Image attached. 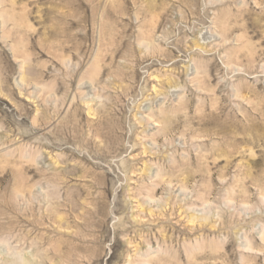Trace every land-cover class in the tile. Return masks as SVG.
Here are the masks:
<instances>
[{
  "label": "rangeland",
  "instance_id": "rangeland-1",
  "mask_svg": "<svg viewBox=\"0 0 264 264\" xmlns=\"http://www.w3.org/2000/svg\"><path fill=\"white\" fill-rule=\"evenodd\" d=\"M0 264H264V0H0Z\"/></svg>",
  "mask_w": 264,
  "mask_h": 264
},
{
  "label": "bare ground",
  "instance_id": "bare-ground-1",
  "mask_svg": "<svg viewBox=\"0 0 264 264\" xmlns=\"http://www.w3.org/2000/svg\"><path fill=\"white\" fill-rule=\"evenodd\" d=\"M156 125V124H155ZM198 219V220H200V221H203V220H205V216L204 215H200V216H196V217H194V216H191V220H194V219ZM204 222V221H203Z\"/></svg>",
  "mask_w": 264,
  "mask_h": 264
}]
</instances>
